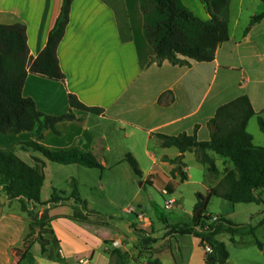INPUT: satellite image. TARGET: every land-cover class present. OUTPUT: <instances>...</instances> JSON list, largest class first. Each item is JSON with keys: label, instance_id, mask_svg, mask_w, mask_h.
I'll use <instances>...</instances> for the list:
<instances>
[{"label": "crops", "instance_id": "obj_1", "mask_svg": "<svg viewBox=\"0 0 264 264\" xmlns=\"http://www.w3.org/2000/svg\"><path fill=\"white\" fill-rule=\"evenodd\" d=\"M247 1L237 0L238 16ZM182 2L198 18L209 19L199 0ZM257 2L263 7L259 12L250 13L248 23L253 15L264 11V3L261 0ZM61 5L62 0H0V25L24 24L28 52L35 59L45 47ZM231 19L229 4L230 38L217 48L213 61H189L188 67L173 66L167 61L158 65L151 62L154 50L143 34V15L138 0L72 1L69 21L56 53L64 80L58 82L28 73L22 93L33 100L38 111L53 117L71 113L73 119L56 124L58 135L45 130L42 139H38L34 133L27 132L26 139H21L11 151L30 166H34V158L44 162L41 202L48 201L54 189L64 192L61 197L67 200L43 207L51 218L44 250L38 241H34L20 259L18 251L22 250L29 232L28 218L21 210V202L17 199L10 201L1 191L0 264H79L80 261H87L86 264H119L115 256L121 252L136 258L130 259L128 264H146L147 256L152 257L153 264H206L205 252L199 241L193 235H177L170 228L179 223H190L195 194H206L215 187L232 165L228 159L209 151L208 155L218 170L211 175L196 161L193 153L180 155L174 147L162 148L157 135L195 134L199 142H206L209 140L207 123L217 108L242 95L248 97L254 112L264 120V19L245 34L249 25L238 29L236 23L230 25ZM69 95L87 107L100 109V112L93 114L71 109ZM248 133L254 145L264 146V137L258 136L256 142L253 133ZM29 141L38 142L52 151L75 149L90 153L104 170L49 162L32 150L20 149L21 143ZM0 148L4 149L2 145ZM126 154L136 160L142 172L141 178L132 174L124 161ZM179 157L184 164L181 168L185 175L183 182L179 181L178 173L173 172L175 165L163 160ZM120 168L126 171L128 183L121 180L109 183L102 179L105 175L119 173ZM195 172L199 175L195 176ZM82 176L89 177L90 181L87 178L83 180ZM71 181L76 182L78 196L86 205L88 199L81 195L82 186L89 190L96 187L105 190L110 185V188L119 190L111 200L116 204L133 200L141 191L147 193V188L158 192L163 198L160 212L154 200L148 201L156 216L152 220L158 222L157 217L162 216L166 221L161 222L162 225L159 223L160 228L152 234L155 239L150 250L152 255L140 253L142 248L138 244V236L130 227L139 222L134 214H127V209L131 208L146 216L142 204L126 207L121 216L117 213L103 214L108 221L118 219L126 223L127 233L122 235L115 230L102 234L100 227L89 228L70 218L73 209L66 206L76 205L73 199H68ZM122 183L134 188L133 196ZM46 186L49 195L45 198L43 190ZM182 187L192 189L194 201L191 209L184 208ZM257 194L264 205V190L257 191ZM214 199L221 201L218 202L221 209L216 212L209 208ZM171 200L175 202L174 208L166 209L164 201ZM65 202V205L61 204ZM209 205L207 214L224 216L231 221L238 204L212 197ZM27 206L33 207L31 204ZM63 208L66 210L62 211ZM263 218L264 208L258 212L256 223L251 224V219L241 223L255 227L261 248L250 235L236 236L234 243L228 235V241L234 248L231 250L223 242L229 251L227 264H264V245L257 236L259 229L264 230ZM55 224H58V229H55ZM123 236L128 237L125 243L121 240ZM249 237L252 238L249 243L257 252L253 259L244 250L248 248L245 247V239ZM33 252L37 255L36 260H32Z\"/></svg>", "mask_w": 264, "mask_h": 264}, {"label": "trees", "instance_id": "obj_2", "mask_svg": "<svg viewBox=\"0 0 264 264\" xmlns=\"http://www.w3.org/2000/svg\"><path fill=\"white\" fill-rule=\"evenodd\" d=\"M72 1L62 0L59 15L48 34L45 47L35 59H32L28 52L24 24L17 22L13 25H0L1 134L30 132L38 139H42L45 130L58 135L56 124L62 120L73 119L71 113L53 117L38 111L33 100L24 97L22 93L28 73L58 82L64 80L56 53L69 21ZM230 1L199 0L209 16V19L204 21L190 11L182 0H138L143 15V34L154 50L151 62L160 65L167 61L173 66L188 67L189 61L198 63L213 61L217 48L230 38ZM261 1L264 3V0ZM263 19L264 11L253 15L244 34ZM68 103L71 109L93 114L100 112V109L83 105L73 95H69ZM253 117H256L259 130L264 133V120L254 112L248 97L242 95L217 108L214 117L207 123L209 140L206 142H199L195 134L157 135L162 148L174 147L180 155L186 152L193 153L196 161L205 166L211 175L216 174L218 170L214 160L208 155L209 151L218 157L228 159L232 165L215 187L206 194H195L196 202L190 223H179L170 228L177 235H193L202 248L207 244L211 252L205 253L206 264H227L229 251L223 242L216 239L220 233L228 234L232 243L235 242L236 236L250 235L261 248L255 236V227L249 224H235L224 216L210 223L213 216L207 214L212 197L231 204L263 202L257 191L264 190V146L254 145L253 138L247 131L248 122ZM20 149L32 150L43 159L59 165L77 164L88 169L104 170L92 154L79 150L52 151L33 141L21 143ZM163 160L175 165L173 172L178 173L179 181L183 182L185 175L181 172V168L184 167L182 157ZM34 161V166H30L15 153L0 148V189L10 201L17 199L21 202V210L28 218L29 232L24 239L22 250L18 251L20 259L29 251L34 241H38L44 250L46 241L42 238V232L33 238L34 229L35 227L42 229L51 220L46 214L47 210L40 217L27 205L47 207L63 201L60 195L64 192L54 189L50 199L41 202L40 193L45 179L44 162L38 158H34ZM124 161L136 177H142L136 160L130 154L124 156ZM70 186L69 198L76 204H81L82 210L86 213L74 209L70 218L85 222L91 212L87 210L86 203L79 198L76 182L71 181Z\"/></svg>", "mask_w": 264, "mask_h": 264}, {"label": "rangeland", "instance_id": "obj_3", "mask_svg": "<svg viewBox=\"0 0 264 264\" xmlns=\"http://www.w3.org/2000/svg\"><path fill=\"white\" fill-rule=\"evenodd\" d=\"M236 4H237V0H232L230 3V10H231V14L233 19H231V23L230 25H234V23H236V27L238 29H241V27H244L246 25H249L248 23V17L250 16V13H253L255 11L259 12L262 7L263 4L258 3L257 0H248L246 3V7H244V9L239 13L236 11ZM259 10H258V8ZM257 9V10H256ZM235 18V19H234ZM236 21V22H235ZM248 130L249 132L253 133L252 135H254V138L257 141V137L261 136L264 137V133H262L259 130L258 124H257V120L255 118H252V120L250 122H248ZM27 137V132L22 133L21 135H16V134H0V145H2V147H4V149H8L9 151H13L15 150V147L17 145L18 142L22 141L21 139H26ZM19 154V152H18ZM23 157V155H22ZM118 157H114V159H117ZM127 167V166H126ZM129 170V167H127ZM119 173H114V174H109V175H105L102 179H106V182H115L117 183L116 180H121L122 182L125 181L126 183H128V180L126 179L127 173L126 171H124V169L120 168L118 170ZM133 174V173H132ZM199 174H197V172H195V176H198ZM56 177L58 178L57 174ZM89 179V177L86 176H82V179ZM82 180V181H83ZM123 186L127 187V189H129L131 196H133L134 193H132L134 191L133 187L130 186H126L124 183H122ZM81 190V195L86 197L88 199L86 208L89 212H91L89 215H87V220L85 222H82L84 225H86L89 228H96V227H100L99 228V232L103 234V232L109 233V232H115L118 231V233L126 234L127 230H126V223L124 222H120L117 220L115 221H108V217L107 218H103V214L104 215H112L113 213H117L118 216L124 215L122 212L124 210H126V207H137L138 204H142L145 210V215L148 216H144L142 213H136L135 210L128 208L127 209V214H134L136 219L138 220V224H140V226L138 227V224L135 225L136 228H138L139 230H136L135 227L132 225L130 227H132L134 230V232L132 230V233L137 234V238H138V244L141 246L142 248V252H140L141 254H144L147 256L148 253H152L151 250V246L152 243L155 241V239L153 238V233L160 228L159 223L162 225L161 222L164 223V217L162 216H158V220L160 221H154L152 219H155L156 216L154 214L153 208L150 207L149 205V199H152L155 201L156 205H157V209L160 212L161 211V207L163 206L162 204V199L161 195L156 192L155 190H149V188H147V193H145V191H141V193L137 194L136 196H134L133 200L129 201V202H123L120 204H116L111 202L112 199L115 198V194L117 193V189L115 188H110V185L105 189L102 190L99 187L96 188H92L91 190H89L86 186H82ZM182 196H183V205L185 209H191V205L194 201L191 190L189 187H182ZM1 192V189H0ZM147 194V195H146ZM47 195H49V190L48 187L46 186L45 189L43 190V196L46 198L48 197ZM61 196V195H60ZM63 201H66L67 199L64 197ZM71 199V198H68ZM62 201V202H63ZM74 201V200H73ZM166 202L169 201H164V207H166ZM174 202V201H173ZM218 202H221L218 199H214L213 203L209 205V208L212 209L213 212L218 211L219 209H221V206L219 205ZM75 203V202H74ZM62 205H65V203H61ZM76 204V203H75ZM58 205V204H56ZM170 205V204H169ZM54 206V205H51ZM175 206V202L173 205V208ZM66 207L72 208L73 211L74 209H77L79 211H81L82 213L86 214L84 210H82V206L81 204H76L75 206L73 205H68ZM264 208L263 204H238L236 205V214L231 217V221L235 224H241V223H245L247 221H250L251 219V224H254L257 222L258 220V212L260 210H262ZM32 209L38 213V215L41 217V215L44 214L45 209L43 207L40 206H35L32 207ZM66 208H63L62 211H65ZM96 211V212H92ZM47 212V213H46ZM45 213L48 215V210ZM101 213V214H100ZM94 214V215H93ZM254 217H251V216ZM49 216V215H48ZM213 219H211V222H216L218 220V217L213 216ZM50 222V221H49ZM110 222V223H108ZM118 222V223H117ZM117 223V225H116ZM108 224V225H107ZM144 224V225H143ZM104 225V226H103ZM105 225H107L108 227H106ZM116 225V227L114 228V226ZM111 226V227H109ZM55 229H58V224L54 225ZM50 228V224L47 223V225L43 226L42 229L40 227H35V234L33 235V238L38 237L39 232H42V238L45 239L48 233V229ZM114 228V229H112ZM171 231H173L171 229ZM170 231V232H171ZM136 232V233H135ZM257 236L259 238V240L261 242H263L264 245V230L263 229H259L257 232ZM128 237H122V242L125 243L127 242ZM216 239L220 242H224L226 243V245L228 246V248H230L231 250H233V246H231V244L228 241V234L223 233L222 235L220 234L219 236L216 237ZM249 240H252L251 237L246 238L245 242H247V244L245 245V247H248L247 249H244L248 254L251 255V259L255 258V254H257L256 249H254V245L249 243ZM263 251H264V247H263ZM133 254V252H131ZM137 253H134L133 255H136ZM152 255V254H151ZM37 255L35 254V252H33V256H32V260L33 259H37L36 258ZM136 259L134 256L130 257L129 253H123L121 252L120 254L115 256V260L119 263V264H128L129 261ZM127 261V263H126ZM146 264H153L152 261V257L151 256H147V259L145 260ZM80 264V263H79Z\"/></svg>", "mask_w": 264, "mask_h": 264}, {"label": "built area", "instance_id": "obj_4", "mask_svg": "<svg viewBox=\"0 0 264 264\" xmlns=\"http://www.w3.org/2000/svg\"><path fill=\"white\" fill-rule=\"evenodd\" d=\"M166 209H170V208H173V205H174V202L171 200V201H169V202H166ZM170 204V205H169ZM213 219V218H212ZM203 250H204V252L205 253H210L211 252V249H210V247L207 245V244H205L204 245V247H203ZM80 263L81 264H86L87 263V261H80Z\"/></svg>", "mask_w": 264, "mask_h": 264}]
</instances>
